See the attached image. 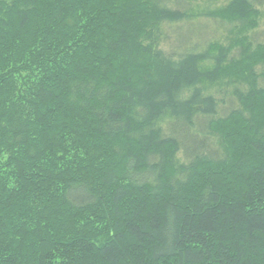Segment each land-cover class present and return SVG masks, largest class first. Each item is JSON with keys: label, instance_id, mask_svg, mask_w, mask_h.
<instances>
[{"label": "trees", "instance_id": "trees-1", "mask_svg": "<svg viewBox=\"0 0 264 264\" xmlns=\"http://www.w3.org/2000/svg\"><path fill=\"white\" fill-rule=\"evenodd\" d=\"M196 1L0 0V264H264V0Z\"/></svg>", "mask_w": 264, "mask_h": 264}, {"label": "rangeland", "instance_id": "rangeland-1", "mask_svg": "<svg viewBox=\"0 0 264 264\" xmlns=\"http://www.w3.org/2000/svg\"><path fill=\"white\" fill-rule=\"evenodd\" d=\"M222 2L224 1L220 0L214 2L211 0H197L194 3V5L195 6L199 5L200 8L201 7L213 8L214 6L220 5ZM262 7H263L262 9H264V4ZM228 27L229 25L226 22L224 23L220 20H212L210 18H201L193 22H185L176 25L170 28L169 32L171 36H173L175 32L177 33L179 32L178 35L183 34L178 38V40L181 38L182 40H184V42H189L194 39L192 44H189L190 46L196 44H200L199 46H203L209 40L219 39L220 37L226 35V31ZM251 37L254 40V42H264V12L260 20V26L251 32ZM170 41L171 40H169L167 47H171V49H173L174 51L177 50V46L180 45L176 41L175 42H170ZM182 44H186V43H182Z\"/></svg>", "mask_w": 264, "mask_h": 264}]
</instances>
